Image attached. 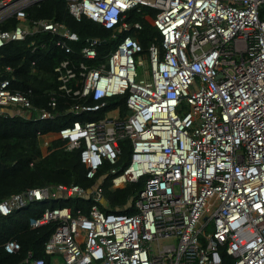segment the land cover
<instances>
[{
  "label": "built area",
  "instance_id": "obj_1",
  "mask_svg": "<svg viewBox=\"0 0 264 264\" xmlns=\"http://www.w3.org/2000/svg\"><path fill=\"white\" fill-rule=\"evenodd\" d=\"M43 1L0 0V26L16 20L15 27L0 28V51L29 38L35 47L34 38L47 35L49 44L72 52L79 39L67 26L29 19L28 9ZM64 5L76 22L86 18L116 40L95 66L100 41H85L79 51L84 60L76 66L80 87L67 84L77 77L75 64L65 60L55 67L60 91L94 102L69 111L96 113L123 96L128 112L121 116L117 108L55 134L65 150H79L88 180L106 165L92 189L61 184L29 189L0 202V217L31 202L89 196L87 215L64 207L29 219L32 229L55 224L43 249L51 257L48 264H223L221 249L232 264H264V0H64ZM131 11L158 32L146 52L136 39L122 36L142 30V23L127 21ZM1 58L0 52V117L53 120L55 97L47 108H33L30 92L12 87L14 69L2 66ZM3 72L11 75L2 78ZM123 139L129 140L128 161L118 170ZM107 179L113 189L143 179L128 205L133 215L99 209ZM3 250L14 254L20 246L8 241Z\"/></svg>",
  "mask_w": 264,
  "mask_h": 264
},
{
  "label": "trees",
  "instance_id": "obj_2",
  "mask_svg": "<svg viewBox=\"0 0 264 264\" xmlns=\"http://www.w3.org/2000/svg\"><path fill=\"white\" fill-rule=\"evenodd\" d=\"M149 10L142 9L141 13ZM29 19H47L56 21L67 26L74 32L79 41L71 45L72 52L65 54L47 41L48 36L38 35L34 39L36 45L30 46V38L24 42H14L1 49V65L11 66L14 69L16 80L12 87L22 93H29V99L33 108H47L51 97L56 99L54 113L56 117L49 121H27L20 118L0 117V202L7 200L10 196L20 194L29 189L44 188L54 185H77L85 192L92 189L97 179L104 175L106 165L96 174L93 180H88L86 170L79 161V150L67 151L64 143L59 139L50 142L46 154L43 156L38 139L40 136L56 134L59 130L71 126L73 122H93L102 119L108 112L119 109L120 115L124 116L128 110L125 105V97L117 96L109 101L108 106L96 113L73 114L69 110L76 104L92 105L94 102L90 97L81 98L67 95L58 88L55 67L62 61L69 60L77 77L67 84L75 89L78 82L77 64L84 59L80 56V48L90 38L99 39L96 46L97 62L104 61L109 51H112L116 40L111 38V32L99 25L92 23L86 18L76 22L66 11L64 0H45L38 5L28 9ZM264 17V8L261 11ZM142 23L141 31H131L129 35L136 39L143 52H146L153 41H158V32L149 25L142 22L141 14L131 11L128 20ZM9 23L0 26L2 30L15 27L16 20L11 19ZM46 42L44 48L40 43ZM11 74L3 72L2 78H8ZM121 154L119 162L128 158L129 140L123 139L119 142ZM118 162V164H119ZM111 182L107 179L104 187L105 205L99 204V209L108 212H125L128 215L135 213L128 205L134 201L137 192L142 188L143 179L136 183H128L122 189L111 188ZM89 197V196H88ZM87 195L74 199H62L57 202L46 201L43 203H28L25 207L12 212L9 216L0 217V264H29L34 259H44L48 264L51 257L44 254V244L54 231L55 224L41 226L32 229L29 219H38L46 209L64 208L71 210L73 215L81 213L87 215L93 204ZM8 241H16L20 250L14 254H7L3 245ZM30 254V257H29ZM220 254L223 264H232V257L227 256L221 249ZM28 259L29 263L25 260Z\"/></svg>",
  "mask_w": 264,
  "mask_h": 264
},
{
  "label": "crops",
  "instance_id": "obj_3",
  "mask_svg": "<svg viewBox=\"0 0 264 264\" xmlns=\"http://www.w3.org/2000/svg\"><path fill=\"white\" fill-rule=\"evenodd\" d=\"M55 134L40 136L38 139L41 152L46 151Z\"/></svg>",
  "mask_w": 264,
  "mask_h": 264
},
{
  "label": "rangeland",
  "instance_id": "obj_4",
  "mask_svg": "<svg viewBox=\"0 0 264 264\" xmlns=\"http://www.w3.org/2000/svg\"><path fill=\"white\" fill-rule=\"evenodd\" d=\"M56 136L54 135V137L52 138V139H54ZM43 152H45V151H43ZM128 156V155H127ZM127 161H128V158L126 159V161H125V159L124 160H122L121 162H119V164L116 166V168L118 169V170H120L121 169V167L124 165V164H126L127 163ZM212 230V228H207L206 229V232L207 233H210V231ZM58 259H59V261L61 262V258L60 257H57Z\"/></svg>",
  "mask_w": 264,
  "mask_h": 264
}]
</instances>
